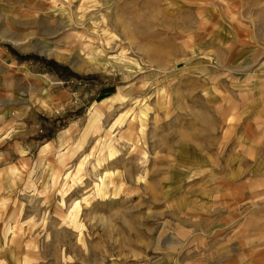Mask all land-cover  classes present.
<instances>
[{"label":"rangeland","instance_id":"rangeland-1","mask_svg":"<svg viewBox=\"0 0 264 264\" xmlns=\"http://www.w3.org/2000/svg\"><path fill=\"white\" fill-rule=\"evenodd\" d=\"M51 1L0 0V264H264V0Z\"/></svg>","mask_w":264,"mask_h":264},{"label":"bare ground","instance_id":"bare-ground-1","mask_svg":"<svg viewBox=\"0 0 264 264\" xmlns=\"http://www.w3.org/2000/svg\"><path fill=\"white\" fill-rule=\"evenodd\" d=\"M47 1L48 0H39V1L37 0V2H35L34 6H36L40 11H42V10L45 11V12L47 11V14L50 15V17H52V18L62 19L61 15H60L62 10H57L58 7H57V4H56V1H51L49 3H44V2H47ZM38 4H39V6H38ZM61 9H65L63 11L65 16H66V19H65L64 22L68 26H73V25H75L77 27L83 26V24L81 23L82 19H83L82 16L80 18L81 20L74 21V18H72V14L69 12L70 10H68V9H71L70 5H68L67 8H61ZM49 12H51V13H49ZM91 32L92 31H90V33ZM102 32L109 33V35H108L110 37L109 39H111L112 41L115 40L116 37L112 33L108 32V30H103ZM93 34H95V32ZM86 38H87L86 42H82L81 43V46H82L81 47V51L85 54V58L88 61H91V62H95V61L104 59L106 57L105 53L108 51V49L103 45V42L100 41V37L98 35H92V37H89V36H86V35L82 36V39H86ZM108 43H109V41L106 42V45ZM102 119H103V112L100 109V104L94 105L90 109V114L88 116L87 123H86L84 129L82 130L81 140H80V142L78 144L79 149H81L83 144L85 143L84 138L89 136V135H93V134L98 135V137L96 138L98 147L101 146V145L103 146L104 137L109 135L110 134L109 131H111V130H103L102 129V126H101ZM73 128H74V126L72 125L65 133L66 134L70 133L73 130ZM128 129L132 130V131L136 130V128H135L133 123H129ZM137 130L142 135L144 134V127L143 126L138 128ZM46 149H47V146L40 153L39 159H38L39 163L44 160ZM74 153L75 152H72V153H68V152L60 153L59 158L57 159L58 163L63 165L65 163V159L69 158V156L72 157ZM54 178H55V176H54ZM18 215H19V212L18 211H14L12 213V215L10 216V219L11 220H15Z\"/></svg>","mask_w":264,"mask_h":264},{"label":"crops","instance_id":"crops-1","mask_svg":"<svg viewBox=\"0 0 264 264\" xmlns=\"http://www.w3.org/2000/svg\"><path fill=\"white\" fill-rule=\"evenodd\" d=\"M70 127H71V126H70ZM70 127H69V128H70ZM69 128H67V130H68ZM67 130H66V131H67ZM46 146H47V149H46V151H45V154H46V152L48 151V149H49V147H50L49 145H46ZM46 146H45V147H46ZM45 147H43L42 150H44ZM42 150L40 151V153L42 152ZM40 153H39V155H40ZM38 158H39V157H38Z\"/></svg>","mask_w":264,"mask_h":264}]
</instances>
